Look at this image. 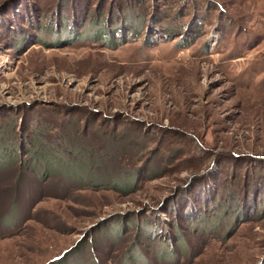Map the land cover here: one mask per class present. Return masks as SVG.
I'll use <instances>...</instances> for the list:
<instances>
[{"label":"rangeland","instance_id":"1","mask_svg":"<svg viewBox=\"0 0 264 264\" xmlns=\"http://www.w3.org/2000/svg\"><path fill=\"white\" fill-rule=\"evenodd\" d=\"M0 264H264V0H0Z\"/></svg>","mask_w":264,"mask_h":264}]
</instances>
